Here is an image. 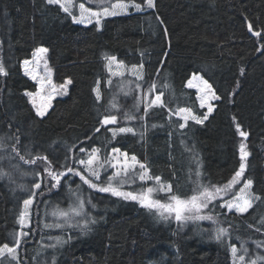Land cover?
Returning <instances> with one entry per match:
<instances>
[{
  "label": "trees",
  "instance_id": "1",
  "mask_svg": "<svg viewBox=\"0 0 264 264\" xmlns=\"http://www.w3.org/2000/svg\"><path fill=\"white\" fill-rule=\"evenodd\" d=\"M155 3V8L143 12L132 9L127 16L103 20L101 26L93 23L84 27L46 0H0V62L8 72L0 74V173H7L0 174V245L7 242L11 246V234L19 230L17 219L29 189L43 192L32 209L33 231L18 251L20 264H42L39 250L56 243L50 237L63 241L56 250L52 248L49 260L54 259L55 264H232L229 244L248 247L252 259L264 255V247L256 244L264 242V51H257L258 44L264 43V32L258 38L247 27L251 23L254 30L264 29V0ZM86 4L94 10L98 7ZM41 47L49 51L54 83L72 81L69 97L55 101L45 118L36 115L26 96L38 89L23 73V62ZM105 56L123 61L125 77L110 75ZM141 63L144 80H137L127 69ZM194 73L208 80L221 99L203 124L189 121L181 129L178 124L183 121L169 108L175 112L179 107H190L198 115L207 112L199 107L197 92L186 86ZM108 79H112L111 86ZM123 80L130 83L125 87ZM97 82L99 101L94 91ZM153 82L157 89L150 99L163 92L168 107H153L144 121L106 126L133 127L135 135L121 134L113 140L106 127L95 131L100 117L114 112L109 107L113 101L120 113H136L134 105L142 90ZM137 84L143 89H137ZM144 109L142 100L136 114L142 115ZM237 123L248 132L246 141L239 136ZM242 141L250 153L245 176L252 179V192L261 199L244 215L223 207L231 196L214 201L202 214L212 215L218 224L164 219L137 201L91 189L72 173L48 191L54 181L43 171L45 162L25 164L12 148L15 145L26 159L29 152L47 156L54 168L62 170L65 157L74 158L68 160L69 166L83 169L77 163L85 156L79 151L82 147L88 151L101 148L102 158L117 147L147 162L152 175H159L171 183L175 193L187 197L197 179L216 185L230 179L240 163L238 145ZM34 171L40 176H34ZM114 171L106 166L108 175ZM106 173L102 170L101 181ZM36 182L41 183L40 190L32 188ZM153 184L137 179L125 184L124 190ZM77 186L82 197L90 200L86 218L95 223L86 230L75 226L44 228V223L64 222L51 212L56 206L70 209L75 197L68 189ZM170 195L160 192L155 198L166 202ZM218 225L229 229L226 242L213 238Z\"/></svg>",
  "mask_w": 264,
  "mask_h": 264
},
{
  "label": "snow or ice",
  "instance_id": "2",
  "mask_svg": "<svg viewBox=\"0 0 264 264\" xmlns=\"http://www.w3.org/2000/svg\"><path fill=\"white\" fill-rule=\"evenodd\" d=\"M93 2L98 6L95 10L92 7H86L85 2H81L78 5V12L74 14L73 12V0H46L49 5H59L62 11L68 14L72 21L77 24H93L97 26L102 25L103 19L107 17L117 16L121 14H128L129 9H134L136 12H143L146 9H152L156 7L155 0H93ZM161 23H163L161 21ZM248 30L255 37H261L264 29L254 30L253 25L248 23ZM167 29H165V32ZM48 51L47 48H37L34 56V61L25 60L24 71L26 75L31 76V78L40 85V90L36 92H27L26 95L31 98L32 106L35 108L36 115L43 117L47 114L48 110L52 106L53 95L51 91L45 90V84L48 85L49 89L54 91V86L51 81L50 69H48L47 62H44V69L47 73L46 76H39L37 74V69L40 67V63L37 58H42L44 54ZM257 51H264V43H259ZM106 68L112 77H125L126 66L123 61H117L115 56H105ZM33 64V67H29ZM116 65L118 70L113 69V65ZM131 75L135 76L137 80H144L143 64L132 65L130 69ZM243 69H241V74H243ZM0 74L8 75L4 64L0 62ZM72 81L69 79L66 85H61L64 89V94H67V85H70ZM108 85L111 86L112 79H108ZM123 86H127L129 81L123 80ZM187 88L197 90V99L199 100L200 108H207V112L203 114H197L190 107H179L172 111L169 108V112L172 115L178 116L183 123H179L178 127L183 129L188 126L189 121L195 124H203L205 120L208 119V115L214 110L212 101L220 100L221 97L216 94L215 89L208 80L204 79L203 76L192 74L191 79L187 81ZM137 89H143L140 84L136 85ZM157 85L155 82L151 83L147 89L142 90V96L140 100H137L134 108L136 113L139 112V106L141 101H145V109L142 115H137L134 112L125 111L120 113V108L115 101L111 102L109 107L114 110L109 114L102 115L99 119V127L95 129L96 132H100L102 127L118 125L120 121H144L148 115V111L153 107L166 108L168 105L162 99L163 92L155 94L154 99H150L154 93H156ZM96 92V99L99 101L101 99V91L99 87V82L94 89ZM39 98V102L38 99ZM117 113H120L119 115ZM171 118V117H169ZM235 120V117H233ZM155 127V125H153ZM236 129L240 137L247 140L248 132L241 130V125L236 124ZM107 131L111 132V138L114 140L117 136L121 134L131 133L136 134L133 127L129 126H119V127H106ZM143 137L144 133H140ZM90 139V137H89ZM17 143L19 142L18 137L16 138ZM3 146V140L0 138V147ZM13 151L19 156V159L24 161L25 164L35 165L37 161L45 162L43 171L47 173V176L54 183L48 188L51 191L52 188H57L61 185V179L72 173L83 181L84 184L88 185L89 188L94 189L102 193H110L113 196L120 197L124 200H133L141 204V206L149 209L156 210L159 215L164 219L174 218L177 222L187 223L188 221H201L209 220L217 223L212 215H203L204 209H208L209 205L218 199H222L224 196H231V199L224 202L223 207H226L229 212L235 210L238 214L247 213L250 208L253 207L254 202L261 199V197L252 192L253 181L250 177L245 176V172L248 168L247 160L250 155L247 151V144L243 141L238 145L239 152V165L234 171V174L230 179L221 185L202 183L199 179L195 181V188L192 190V194L187 197H182L181 195L173 191L171 183L162 181L159 175H152L151 169L147 162H141L134 154L129 155L128 152H122L120 148L114 147L111 149V153L101 157V148L93 147L90 151L85 148H80L79 151L85 153L83 158H79L77 163L83 166V169H78L73 166L68 165L69 159H74L72 157H65L64 163L61 169H56L53 167L52 162L48 160L47 156H41L39 154L33 155L28 153L30 158L21 155L16 149L15 145L12 146ZM71 151V149H69ZM106 166L115 171L108 175L106 173ZM105 171V180L101 181V172ZM86 173V174H85ZM2 175H7V173H0ZM34 176H40L39 172H33ZM195 175L197 177L201 176V173L197 170ZM43 180V177H41ZM142 182L153 181V186H142L136 191H126L124 190L125 184L135 183L136 180ZM99 182V183H98ZM243 182V183H242ZM237 189V185H241ZM32 188L36 190L41 189V183L36 182L32 185ZM69 192L75 197L73 206L68 210H62L59 206L51 212L52 216H59L64 223H44L43 227L52 228H64V227H80L81 230H86L90 223H95V220L87 219L86 204L90 203V200H85L82 197V193L77 189H72L69 187ZM167 192L171 193L167 197L166 202H162L160 199L155 198L157 193ZM37 195H43V192L32 191L29 189V198L23 200V207L19 213L17 223L19 225V230L11 234L12 244L5 242L0 245V264H20L18 250L22 243L27 242V238L31 235L33 231V206ZM95 207V205H92ZM174 214V215H173ZM47 215V213H46ZM72 217H82V221H76L74 224L70 223ZM39 222H37L38 224ZM264 223V219L261 220ZM251 227V226H250ZM260 229H257L259 231ZM230 237V232L228 228L217 226L215 228L214 239L218 242H226L227 238ZM56 241L55 244L48 245V247L55 248L56 244L63 243L60 237H50ZM237 239H239L237 237ZM257 247H264V242H256ZM229 249L231 252L232 264H264V255H257L255 259L250 258V250L248 247H238L235 244H229ZM7 257V259H2ZM51 264H55V260L51 261Z\"/></svg>",
  "mask_w": 264,
  "mask_h": 264
},
{
  "label": "rangeland",
  "instance_id": "3",
  "mask_svg": "<svg viewBox=\"0 0 264 264\" xmlns=\"http://www.w3.org/2000/svg\"><path fill=\"white\" fill-rule=\"evenodd\" d=\"M81 2H85V4L86 3H89V4H93L94 2H93V0H85V1H83V0H73V12H74V14L75 13H77L78 12V5H79V3H81ZM59 6V5H58ZM60 7V6H59ZM86 7H89V6H87V4H86ZM132 9H129V12H128V14H121V15H117V16H112V17H107V18H105V19H108V18H113V17H118V16H127V15H129L130 14V11H131ZM64 13V12H63ZM64 14H66V13H64ZM66 15H68V14H66ZM69 16V15H68ZM105 19H103V20H105ZM94 23V22H93ZM76 25H80V26H84V27H88V26H91V25H93V24H77V23H75ZM95 24V23H94ZM38 59V61H39V63H40V67L37 69V74L39 75V76H46L47 75V73H46V71H45V69H44V62L46 61L47 62V66H48V69H50V74H51V81H52V85L54 86V91H52V89H49V87H48V85L47 84H45V90L46 91H51L52 92V95H53V99H52V106H51V108L48 110V112H47V114L45 115V116H43V117H39V118H45L48 114H49V112L51 111V109L53 108V105H54V102L55 101H57V100H65V99H67L68 97H69V94H70V89H71V86H72V83L70 84V85H67V94L65 95L64 94V89L61 87V85H56L55 83H54V80H53V78H54V72H53V70L51 69V67H50V60H49V51H47V53L46 54H44L43 55V57L42 58H37ZM29 61H34V56H32V58L29 60ZM34 63H35V61H34ZM34 65L33 64H30L29 65V67L31 68V67H33ZM113 69L114 70H118L117 68H116V65L114 64L113 65ZM23 73H24V75L29 79V80H31L34 84H36L37 85V91H39L40 90V85L37 83V81H35V80H33L32 78H31V76H29V75H26L25 74V71H24V64H23ZM67 82V81H66ZM66 82L64 83V84H62V85H66ZM190 89V88H189ZM192 90H194V91H196L197 92V90L196 89H192ZM197 95H198V93H197ZM27 96V95H26ZM28 97V99H29V101H30V103H31V98L29 97V96H27ZM38 99V102H39V98H37ZM216 101H212L211 103L213 104V106H214V103H215ZM31 105H32V103H31ZM34 108V107H33ZM201 109H205V110H207V108L205 107V108H201ZM34 110H35V108H34ZM214 111V110H213ZM211 114H209L208 115V117L210 116ZM224 197H226V196H224ZM251 209V208H250ZM249 209V210H250ZM229 212V211H228ZM232 212H235V210H233ZM236 213V212H235ZM238 214V213H237ZM244 214H246V213H243V214H239V215H244ZM174 215V214H173ZM72 218H74V217H72ZM77 218H82V217H77ZM77 218H74L75 219V222L77 221ZM74 221H72V223H75ZM62 223H64V222H62ZM67 228V227H66ZM59 245L60 244H56V247L55 248H53L54 250H56L57 248H59ZM53 249L50 247V248H47V249H42L41 248V250H39L40 252H39V256H40V258L42 259V260H44L43 262H42V264H51V260H49V258H50V256H51V254H53L54 253V251H53ZM18 251H21L20 249L18 250ZM26 251H28V250H26ZM2 259H7V257H4V258H2ZM12 264H13V262H12Z\"/></svg>",
  "mask_w": 264,
  "mask_h": 264
}]
</instances>
